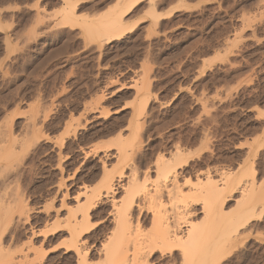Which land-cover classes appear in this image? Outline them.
I'll return each instance as SVG.
<instances>
[{
	"label": "rangeland",
	"instance_id": "1",
	"mask_svg": "<svg viewBox=\"0 0 264 264\" xmlns=\"http://www.w3.org/2000/svg\"><path fill=\"white\" fill-rule=\"evenodd\" d=\"M131 2L0 0V243L37 247L49 232L36 264H65L64 224L80 215L77 198L94 203L83 237L90 264L104 262L96 250L113 223L98 191L118 150L139 181L150 167L154 180L157 154L181 143L193 181L240 178L223 206L229 229L239 226L243 190L264 192V0H139L123 17L132 32L92 40L88 28ZM260 204L238 229L232 264H264ZM21 260L0 264H30Z\"/></svg>",
	"mask_w": 264,
	"mask_h": 264
},
{
	"label": "bare ground",
	"instance_id": "2",
	"mask_svg": "<svg viewBox=\"0 0 264 264\" xmlns=\"http://www.w3.org/2000/svg\"><path fill=\"white\" fill-rule=\"evenodd\" d=\"M137 1L139 0H133L119 11L114 10L115 12L108 18H102L104 20L98 22L99 24L88 28V35L93 38L90 39L109 44L132 32L134 27L125 25L123 17L131 11ZM175 11L172 10L166 15L171 16ZM73 14L74 11L71 15ZM163 15L155 16L156 26L159 20L164 18ZM144 110L146 109H135V112L142 114ZM132 123L134 124V121ZM138 125L132 126L135 128L134 132L138 130ZM181 144L169 151L167 155L166 152L164 154L158 152L154 163V171H156L154 180L151 176L152 167L145 170L142 181L136 177L137 168L127 175L124 171L126 157L119 150L117 153L115 152V155L113 154V157L118 160L117 166H112V168L110 166L109 172L104 165L102 171L105 177L103 176L104 181L101 182L102 185L98 192L110 202V217L113 227L109 238L101 244L98 250L95 249L98 254L104 255L102 264H232L235 262L233 261L235 257L234 259L233 256L232 259L228 257L240 242L238 229L240 225H244L254 218L258 212L257 204L264 203V192L262 194L259 188L254 189L253 187L245 190L244 186V188L241 187L244 189L241 193L244 200L241 198L243 202L240 201L241 199L237 202L242 205L241 207L238 204L240 207L238 210L241 209L237 215L238 220L236 219L239 226L229 229L231 226L225 221L228 214L224 211L223 206L232 193L240 189L239 184L242 180L232 173H222L217 180L211 172H207L203 178H198L197 182L193 181L192 177L187 175L189 172L185 171V168L189 166L190 154ZM123 179H127V183L124 184ZM263 186L260 185V189ZM120 190H125V196L118 200L117 194ZM100 195L99 197H101ZM83 196H87L86 193ZM64 198L66 196L62 194V199ZM75 200L80 215L75 216V214L64 224L69 236V241L65 243L66 256L64 260L65 264H73L74 260L77 264H90L89 256L92 246L83 237V234L86 225L91 221V210L94 208V203L91 199H84L83 203L79 201V198ZM144 212L149 213L151 217H146L147 214L144 215ZM236 213L234 212V214ZM58 214L57 211L56 215L58 216ZM234 214L231 215L232 218L235 217ZM201 215L202 217H200ZM5 216L3 215V218ZM224 221L226 224L223 223ZM145 224L150 225L148 230L144 229ZM38 233L40 232H33L32 237H39L41 234ZM48 233H43L44 236L39 247L30 243L31 245L27 244L26 247H22L18 251L13 250L11 246L8 250H4V245L0 243V258L14 260L18 255L27 263L30 255L33 254L34 260L28 262L30 264L38 263L37 261L46 255L44 249L49 242ZM14 249H17V246ZM23 260L21 261L23 262ZM17 264L20 263L17 262Z\"/></svg>",
	"mask_w": 264,
	"mask_h": 264
}]
</instances>
